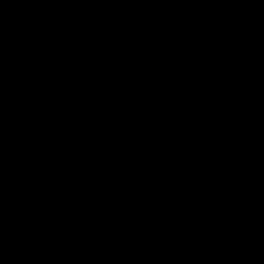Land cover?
<instances>
[{
    "label": "water",
    "instance_id": "1",
    "mask_svg": "<svg viewBox=\"0 0 264 264\" xmlns=\"http://www.w3.org/2000/svg\"><path fill=\"white\" fill-rule=\"evenodd\" d=\"M264 172V0H0V238Z\"/></svg>",
    "mask_w": 264,
    "mask_h": 264
}]
</instances>
